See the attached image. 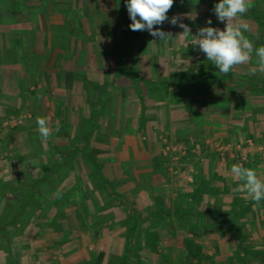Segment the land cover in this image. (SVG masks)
Instances as JSON below:
<instances>
[{
  "label": "rangeland",
  "instance_id": "374dc122",
  "mask_svg": "<svg viewBox=\"0 0 264 264\" xmlns=\"http://www.w3.org/2000/svg\"><path fill=\"white\" fill-rule=\"evenodd\" d=\"M215 4L214 0H174V6L167 13L169 19L176 14L186 13L197 14V17L195 21L188 19L187 16L183 18L182 22L191 28L192 33L187 39L179 35L183 29L178 25L173 26L166 21L163 25L157 26L165 32L172 33V38L167 43L151 36L147 30L136 31L137 34L129 31L132 21L125 20L122 13L126 7L125 0H12V8L0 11V14L2 13L0 16V97L1 99L6 97L0 102L1 180L2 178L12 179L8 182L12 184L17 176L35 174L40 163L54 164L60 161V157L51 155L48 143H54L57 146L68 143L66 150L70 151L74 148L78 152L73 154V158L71 157L69 171L65 173L58 190L48 194L49 202L45 209L39 214L40 216L31 219L33 225H42L54 230L66 229V227L69 230H80L81 240L78 242L81 245L89 240L95 242L103 235L102 228L117 222L108 217L104 218L102 212H105L109 206L126 207V196L134 197L132 193L134 190H145L146 196L164 192L160 185L154 184L155 180H161L165 186L173 182V187L178 186L183 189L185 187L183 181H189L192 178L194 185L192 195L197 190L201 194L215 192L216 187L211 186L207 181L205 185L199 182L201 180L199 170L197 174L192 168L188 170L190 166L197 167L196 160L199 161L200 157L198 154L192 155L195 157L192 159L185 154V151L183 152L177 146L178 143L185 146L183 138L176 137L179 141L175 144L173 141L175 134L172 133L174 126L187 123L191 128L196 129L199 135L206 130L205 124L210 123V120L207 122L203 116L187 113L186 122L179 121L180 116L164 124L162 121H157L158 116L162 117V113L156 115L157 111L152 105L155 104L154 100L145 95L144 88L136 93L133 85H127L124 81L126 76L124 70L128 68L119 66L120 62L125 65L128 63L129 66V62L126 61L130 58L128 59L127 56L130 54L138 56L144 48V52L148 55L145 64L153 66L158 60L157 56H160L161 65L167 66L175 60V54H178L175 65H185V68L200 65L202 68H208L211 61L207 60L205 53L200 51L198 46L192 45V41L200 27L209 26L206 23L208 19L212 20V27L224 29L225 23L220 22L212 11ZM248 7L264 17V0H250ZM241 22L249 26L248 30L244 31V35L252 39L250 41L254 49L264 46V27L255 25L254 21L247 16H242ZM121 31L125 34L123 37L120 35ZM171 39H174V43ZM184 53L187 55L185 62ZM67 59L70 60L68 64ZM257 60L258 57L253 51L250 62L242 65L256 64ZM242 65H237L240 68L237 69L233 79H247V77L244 78L247 75L238 73L242 68L248 71L249 67ZM66 66L70 69H65ZM78 75L85 76L93 84L92 94H89L88 89L85 90L83 82L76 80ZM259 80L264 83V75H260ZM145 81L149 85L160 86L157 79ZM140 86L142 87V84H139ZM103 88V97L94 98L93 93ZM122 89H125V95L120 97ZM167 90L171 92L170 89ZM96 99L100 100V103L92 107V103H97ZM166 99H169L167 95L162 101H167ZM184 102H177L182 104V107L177 110H183L187 105H184ZM6 112L9 113L6 114ZM37 117L50 118L49 124L53 132L48 139H44L39 134ZM86 119H92L93 122L86 126ZM57 122L60 124L59 131L55 130ZM141 133L145 134V139L142 138ZM212 135L216 136L213 131ZM181 137L184 136L181 135ZM157 141H160V153L165 159L161 155L159 157L157 154H152L151 160L159 158L160 164L153 167L150 173L145 167L138 170L136 163L142 162V159H138L140 156L136 148L140 146L147 149L156 145ZM207 145L210 147L209 143ZM225 146V143L220 142L208 149L222 158L223 151H226ZM227 149L232 152L229 146ZM82 151L84 153L81 155L79 152ZM84 155L92 160L95 171L99 174L98 177L89 174L83 160ZM242 155L245 160L238 158L240 160L235 161L236 164L241 161L243 165L246 160H249V156L243 153ZM189 158L192 160L190 161ZM224 161L219 158L218 163ZM165 162L168 165H165ZM216 173V170L211 172L212 179H216L212 177ZM128 179L131 182L130 186L125 185ZM101 182L104 183L106 190L98 187ZM169 185L171 190L172 185ZM178 187H176L177 190ZM230 188L233 191H230ZM219 193L224 194L225 197L245 195L247 200L241 202L246 206L238 217H241L240 215H243L245 209L251 205L247 204L248 196L234 192L232 186L225 187L223 192ZM245 197L241 196V199ZM148 203L150 202L147 198L146 207ZM220 204L219 207H226V209L222 208L224 214L221 215L225 218L224 223L236 222L235 219L233 221L229 219L233 210H231V204L229 203V206ZM49 208L50 211L52 210L51 215L46 212ZM256 209H261L260 204L256 206ZM45 213L49 214V217H46ZM72 213L75 217H72ZM177 213L182 215L184 212ZM255 219L254 217L245 219V224L250 230H243L244 233L241 234L244 238L243 243L246 244L243 248L253 256L258 251L264 250V223L261 222L262 233L260 234L253 223ZM134 220L135 217L125 216L121 224L127 229L132 226ZM179 221L181 218L176 219L177 223ZM258 227H260L259 224ZM89 228L93 230L92 234L88 232ZM151 236L149 234L144 237L135 236V244L130 252L138 251L136 246L139 241L153 245ZM154 237L156 244L157 235ZM104 241L107 242L108 239ZM99 245L102 247L101 243ZM72 249L75 250L72 247L64 250L65 254L72 255L74 251ZM97 249L98 246L93 244L90 253H84L86 257L81 260L82 263L94 262L99 253ZM110 255L103 264H112L111 260L114 259L115 252ZM104 256L105 254L102 253L100 258L104 259Z\"/></svg>",
  "mask_w": 264,
  "mask_h": 264
},
{
  "label": "crops",
  "instance_id": "0c3cea01",
  "mask_svg": "<svg viewBox=\"0 0 264 264\" xmlns=\"http://www.w3.org/2000/svg\"><path fill=\"white\" fill-rule=\"evenodd\" d=\"M253 39L256 40L255 37H253ZM171 40L172 43H174V39ZM249 40L252 41L251 38ZM143 49L139 52V54H141L138 56H131V54L127 56L128 59L130 58V60L126 61L129 62V66L128 63H126L129 70L124 68L126 73L124 81L129 86H132V84L128 80V72L138 74L145 80L157 79L160 81L161 78H164L168 80V83L166 82L168 85L170 76L176 75L181 70H186L188 74L197 73L198 71L203 73L207 70V68H202L200 65L199 67L192 68H185V65H175L176 56H178V54H175V60H172V63L167 66L161 65L162 60L160 56H157L158 60L153 66L145 64L148 55ZM185 57H187L186 54L183 57L184 62L186 60ZM69 62L70 60L67 59L66 63L68 64ZM244 67H257L258 69V64L256 62V64ZM239 68L240 67L235 66L231 70L232 72L230 71L232 83L258 85L264 89V83H261L259 80V76L264 75V71L258 69L254 75H249L248 71L242 68L238 73L247 75L244 77H247V79H233V76L236 75L237 69ZM65 69L69 70L70 68L66 66ZM16 71L17 70H15V72ZM246 71L247 74H245ZM168 86L167 89L175 93L176 88L171 84ZM5 98L6 97L1 99L0 97V102ZM167 101H154L155 104H152L153 107L155 106L154 108L157 111V116L162 113V117L159 118L158 116L156 120L162 121L163 124L180 117L181 118L178 119L179 121L186 122L188 119L187 113L190 115L197 114L198 116H203L207 122L210 120V123L205 124L206 130L199 135L198 131L191 128L190 124L188 125L187 123L182 126H174L172 133L175 134L173 137L175 144H177L175 141L177 139L176 137L180 136L181 139L187 140V143H184L185 146L180 145V143L177 145L183 152L185 151V154L192 157V159H195L193 156L198 154L200 158L199 161L196 160L197 167L190 166L188 170L192 168L195 174H197V170H199L198 174L199 177H201L199 182L205 185L207 181L208 184L216 187L214 193L207 194L202 192L201 194L198 192L192 195L191 192L194 186L192 184V178L189 181H183L185 182V187L183 189L176 186L178 190L176 187H173V182V185L169 182V184L172 185V189L170 190V185L168 183L165 186L161 180H155L154 184L160 185L164 192L153 193V195L149 194L146 196L147 193H145V190L136 189L132 192L134 193V197L126 196V207L121 205L119 207L109 206L105 209V212H102L104 218L108 217L117 222L102 228L101 233L103 235L95 242L89 240L80 245L78 242V240H81L79 237L80 230H69L67 227L66 229L61 228L54 230L42 225L35 226L30 222L23 229L21 234L12 237L10 244L11 256L8 257L0 250V264H84L81 261L86 257L84 253H90L93 244L97 245V250L104 253L105 256L104 259H99L101 262L96 259L94 262H90V264H103L105 260H107V256L112 254V252H115V256H113L114 259L111 260L112 264H259L256 259L252 257L249 258V256L242 253V248L246 244L243 242L238 244L232 234L234 235L235 228H239L241 234H243L244 231L250 230L248 225L245 224V219L249 217H254V219L259 217V219H255L253 223L257 226V231L260 234L262 233L261 222L263 221L264 223V200L260 201L261 209H256V206H253L255 202L248 197L247 204L249 203V205H251L249 208L245 209L243 215H240L241 218L238 217V215L240 212L244 211L243 208L246 206L241 202L242 200H247L245 195H227L225 197L224 194L219 192H223V189L228 186H232L234 189L239 186L240 182L233 179L230 170L232 165L236 164L235 161L244 159L242 153L247 157L249 156V160H246L243 165L247 168L256 170L260 178L264 179V93L261 91L243 92L239 88L235 94L228 95L224 86L217 83L215 86H211V90L208 91L207 95H198L191 99L181 100L183 102L185 101L184 105L187 104L184 106L183 110H177L179 107H182V104L177 103L178 101L174 99L171 100L170 98ZM177 105L178 107H176ZM211 130L216 136H211ZM144 133H141V136L145 139ZM181 135L184 137H181ZM224 140L227 141L223 142ZM220 142L226 144V151H223L222 158L220 156L218 157L217 153L215 155L214 151H210L207 145V143H209V148H212V145ZM228 146L232 148V152L228 151ZM160 147V141H157L156 145L150 148L146 149L140 146L136 148L140 156L138 159H142V162L136 163L138 170L141 167H145L146 171L150 173L151 169L157 166L160 161L159 158L157 160H151L150 155L157 154L159 157L160 155L163 157L160 153ZM210 153H212V155ZM163 158L165 159V157ZM219 158L225 161L218 163ZM192 159H190V161ZM218 164H222L223 166H219ZM237 164H241V161ZM161 165L163 167L164 164L162 163ZM165 165H168L167 162H165ZM214 170H216L217 173L212 177H216V179L211 178V172L213 173ZM191 173L192 171L189 174L190 177ZM2 179L3 180L0 178V184H8V182L12 180ZM15 180L16 178L14 181ZM128 180L125 181V185L130 186L131 182ZM231 190L230 188V191ZM241 196L245 198L241 199ZM147 198L150 203H148L146 207ZM3 202L4 198L0 195V211ZM220 203H224L227 206H229V203L231 204V210H233L229 219H232V221L235 219L236 222L224 223L223 221L220 222L219 219L216 222H212L206 219L209 215L208 212H212L217 216L224 214L223 209H226V207H219L221 205ZM224 204H222V206H225ZM51 211L49 208L46 212L51 215ZM179 211L184 213L181 215L177 213ZM92 212L94 211L92 210ZM205 212L207 215L202 216V218L205 217L204 221L194 220L196 218L194 215L196 216L198 213ZM49 214L45 213V216L49 217ZM183 214L184 219H181V221H185H179L177 223L176 219L180 220ZM125 216L135 217L132 226L127 229L121 224ZM72 217H75L73 213ZM173 217L175 218L172 219ZM187 218H189V220H187ZM258 224L261 228L258 227ZM88 232L92 234L93 230L89 228ZM146 234L150 236L153 235L151 236L153 238V245H151V243L147 244L139 241L136 246L138 251L133 252L134 254L130 252V249L135 244L134 237L139 235L144 237ZM108 235L111 236L109 237ZM155 235H157L158 242H156V244L154 241ZM105 239H108V244H105L107 243L104 241ZM99 243L102 244V247ZM71 247L75 248V250L72 249L74 250L71 253L72 255L68 256L65 254L64 250H68Z\"/></svg>",
  "mask_w": 264,
  "mask_h": 264
},
{
  "label": "trees",
  "instance_id": "16d2710c",
  "mask_svg": "<svg viewBox=\"0 0 264 264\" xmlns=\"http://www.w3.org/2000/svg\"><path fill=\"white\" fill-rule=\"evenodd\" d=\"M214 1L215 3L219 2V0ZM1 2L0 11H7L12 8V0H2ZM122 13L125 17V20H131L126 7ZM243 16H247V18L252 19L255 25L264 27L263 15L249 9V11ZM123 31H125V29H123ZM123 31L120 32L122 37L125 35L123 34ZM129 31L137 34L136 31H132L131 29ZM210 64L211 65L203 73L198 71L197 73L188 74L186 70H181L176 75H171L169 78V84L176 88L175 93L173 91L170 92L167 90L166 85L168 80L164 78H161L160 81H158L160 86L157 84L149 85L147 84V81L140 79L138 74L128 72V80L134 86L136 93L139 89L141 90L144 88L145 95L147 97H151L154 101H162L165 95H167V98H170L171 100L174 99L178 102L185 99H191L198 95H207L208 91L211 90V86H215L217 83L224 86V89L228 95L235 94L239 88L243 92L261 91L264 93L263 87L261 88L258 85L232 83L230 72L228 74L221 73L219 72V69L212 64V62ZM119 66L127 67L121 62L119 63ZM77 77L78 79L76 80L83 82L85 90L88 89L89 94H92L91 89L93 88V84L83 75H78ZM139 83L142 84V87L140 86L141 88L139 87ZM93 94L94 98L101 99L104 94V88L98 89V91H96V93L94 92ZM124 95L125 89H122L119 96L123 97ZM96 102L97 103L95 104L92 103L91 106L93 107V105H95L96 107L97 104L100 103V100H97ZM8 113L9 112H6V114ZM90 120L86 119V126L90 125V122H93L92 119ZM175 141H178V139ZM183 143H187V140L184 139ZM47 145L48 149L51 150V155H57L60 157V161H56L54 164L40 163L37 172L32 176H17L15 182L12 184H0V195L4 198L3 206L0 211V250L3 251L8 257L12 254L10 247L12 237L21 234L23 229L31 222V219L41 214L43 209H45L48 203V194L58 190L59 184L62 182L65 173L69 171V166L72 163L71 157L74 153L78 154L77 150L74 148H71L70 151L66 150V147L69 145L68 143H65V145L63 144L64 146H57L54 143H48ZM79 153L82 155L84 152L82 151ZM83 160L86 164V168L90 172L89 174H93V177H98L99 174L97 171H95L96 168L93 165L92 160L87 155L83 156ZM101 183L98 184V187L106 190L104 183ZM198 192L199 190H197L196 193ZM111 194L114 193L111 192ZM208 214L209 215L206 217V219L209 221L216 222L219 219L220 222H224L225 218L217 216L212 212H208ZM203 215H207L206 212L198 213L196 216L194 215V217H196L194 220L201 222L202 220L204 221L205 217L202 218ZM181 219H184V214ZM187 220H189V218H187ZM184 221L185 220H182L181 222ZM232 236L235 238L238 244L244 241L239 228H235L234 235L232 234ZM242 253L246 254V256H249V258L252 257L256 259L259 264H264V250L258 251L255 256H253L250 255L244 248H242ZM101 255L102 253L99 252L96 259L99 260Z\"/></svg>",
  "mask_w": 264,
  "mask_h": 264
},
{
  "label": "clouds",
  "instance_id": "9594fccd",
  "mask_svg": "<svg viewBox=\"0 0 264 264\" xmlns=\"http://www.w3.org/2000/svg\"><path fill=\"white\" fill-rule=\"evenodd\" d=\"M249 3L250 0H219L212 11L220 22L225 23L224 29L212 27V20L208 19L206 23L209 26L200 27L194 36L192 45L198 46L221 73L228 74L235 66L249 63L253 51L258 57V69L264 71V46L254 49L253 43L244 35L249 26L241 22V17L249 11ZM125 4L132 21L129 25L132 31L147 30L151 36L167 43L172 33L157 27L167 21L183 29L179 35L185 39L192 35L191 28L182 21L185 16L195 21L197 14H176L169 19L167 13L174 6V0H125ZM258 69L251 67L248 74L254 75ZM49 121L48 117H37L36 120L38 132L44 139H48L53 132ZM59 129L57 122L55 130ZM230 171L233 179L240 182L234 192L246 194L255 202L254 206H258L264 200V179L256 170L241 164H233Z\"/></svg>",
  "mask_w": 264,
  "mask_h": 264
}]
</instances>
